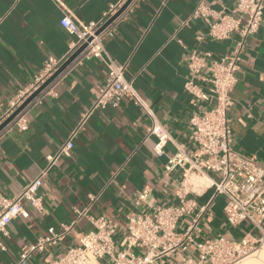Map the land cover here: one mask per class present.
Returning a JSON list of instances; mask_svg holds the SVG:
<instances>
[{
	"label": "crops",
	"instance_id": "0c3cea01",
	"mask_svg": "<svg viewBox=\"0 0 264 264\" xmlns=\"http://www.w3.org/2000/svg\"><path fill=\"white\" fill-rule=\"evenodd\" d=\"M118 1L0 0V109L7 107L14 93L35 80L48 57L60 58L71 50L75 38L60 24L66 13L78 23H89L99 20ZM200 2L220 12L233 8L237 0H133L113 23L115 35L104 41L109 56L126 66V78H135L136 89L170 131L165 153H154L156 137L148 132L152 120L131 98H123L118 107L97 110L76 137L72 156L60 159L45 177L40 193L46 211L28 206L29 217L13 219L7 234H0L5 247H0V264L16 262L49 227L58 228L61 223L76 222L60 244L36 253L31 263L45 260L49 252L55 255L78 244L77 233L94 226L87 217L76 221L75 209H83L92 193L102 191L90 213L108 217L118 229L125 226L129 213H151L159 205L176 201L174 192L182 180V170L167 174L165 166L180 149L190 155L196 151L189 123L196 109L184 88L189 53L210 52L219 59L233 48L237 38L207 36V19L193 18ZM107 72L108 66L97 57L69 67L65 77L30 107L29 129L14 130L2 138V193L18 194L40 173L47 157L55 153L90 107L94 90L102 85ZM237 74L238 82L231 92L234 104L229 111L234 146L255 156L264 169V21L248 38ZM202 178L195 173L190 181L195 186L205 185ZM144 190L148 194L140 200ZM192 197L199 205L210 206L204 236L246 237L264 247V222L263 229L250 221L229 225L224 213L226 197L217 195L213 188L204 187Z\"/></svg>",
	"mask_w": 264,
	"mask_h": 264
},
{
	"label": "built area",
	"instance_id": "2783aa9c",
	"mask_svg": "<svg viewBox=\"0 0 264 264\" xmlns=\"http://www.w3.org/2000/svg\"><path fill=\"white\" fill-rule=\"evenodd\" d=\"M126 1L119 0L99 20L89 23H78L66 13L60 24L75 38L71 50L60 58L48 57L35 80L14 93L7 107L0 109L1 125L77 49L87 43L74 61L0 130L1 146V140L7 133L29 129L30 107L39 102L42 93L65 77L69 67L90 57L100 58L108 66L104 82L94 90L90 107L55 153L47 157V163L40 173L16 195L8 196L0 190V234H7V227L13 219L28 218V206L46 211L40 193L45 177L60 159L72 156L76 137L97 110L107 106L118 107L123 98H131L152 120L148 132L156 137L154 153L158 156L165 153V146L171 140L170 131L156 119L153 110L136 89L135 78H126V66L116 64L105 47V39L116 33L113 23L117 19L97 34ZM196 17L207 19V36L220 40L230 39L234 35L237 38L233 48L219 59H214L210 52L189 53V75L184 88L191 95L190 102L196 109L189 117L196 151L190 155L180 149L169 157L165 166L167 174L182 170V180L174 192L176 201L159 205L151 213H129L125 226L118 229L108 217H95L90 213L102 191L92 193L83 209H75L76 221L87 217L94 226L92 230L77 233L78 244L68 246L55 255L49 252L45 260L31 263L36 253L48 252L51 247L60 244L76 222L61 223L58 228L49 227L47 233L25 248L12 264H238L258 250L259 246L246 237L232 240L223 235L204 236L210 221V206L199 205L192 195L204 187L213 188L217 195L226 197L224 213L229 225L250 221L254 227L263 229L264 169L255 156L246 155L235 148L229 111L234 104L231 92L238 82L237 73L247 40L264 21V0H237L233 8L220 12L200 2L193 13V18ZM120 168L112 178L116 177ZM195 173L206 177L209 183L195 186L190 181ZM147 194V190L142 191L139 199L143 200ZM0 247L5 249L1 243Z\"/></svg>",
	"mask_w": 264,
	"mask_h": 264
},
{
	"label": "water",
	"instance_id": "95a60500",
	"mask_svg": "<svg viewBox=\"0 0 264 264\" xmlns=\"http://www.w3.org/2000/svg\"><path fill=\"white\" fill-rule=\"evenodd\" d=\"M133 0H127L124 5L113 15L98 31L97 34L102 32L110 24H112L116 19H118L124 11L129 7ZM87 43L82 45L77 49L62 65L61 67L49 78L45 83H43L39 89H37L7 120L0 125V130L3 129L24 107H26L35 97H37L55 78H57L73 61L74 59L84 50Z\"/></svg>",
	"mask_w": 264,
	"mask_h": 264
},
{
	"label": "bare ground",
	"instance_id": "6f19581e",
	"mask_svg": "<svg viewBox=\"0 0 264 264\" xmlns=\"http://www.w3.org/2000/svg\"><path fill=\"white\" fill-rule=\"evenodd\" d=\"M201 180L205 185L209 183V180L206 177ZM260 249L255 253L244 257L238 264H264V247L261 250Z\"/></svg>",
	"mask_w": 264,
	"mask_h": 264
},
{
	"label": "rangeland",
	"instance_id": "374dc122",
	"mask_svg": "<svg viewBox=\"0 0 264 264\" xmlns=\"http://www.w3.org/2000/svg\"><path fill=\"white\" fill-rule=\"evenodd\" d=\"M261 248V246L258 247V250ZM261 250V249H260Z\"/></svg>",
	"mask_w": 264,
	"mask_h": 264
}]
</instances>
